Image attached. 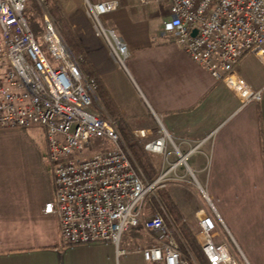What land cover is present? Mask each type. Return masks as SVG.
I'll return each instance as SVG.
<instances>
[{
	"label": "crops",
	"instance_id": "crops-1",
	"mask_svg": "<svg viewBox=\"0 0 264 264\" xmlns=\"http://www.w3.org/2000/svg\"><path fill=\"white\" fill-rule=\"evenodd\" d=\"M116 1L119 6L107 28L127 47L125 69L113 61L101 37L85 34L78 40L88 70L134 136L146 133L145 139H138L141 145L163 133L165 152L146 151L153 168L167 172L171 179L167 186L189 187L194 182L205 193L224 226L219 225L216 242L227 244L236 255L234 243L250 264H264L262 62L247 54L235 69L251 89H263L259 102L239 110L234 92L162 34L169 18L168 0ZM72 19L84 29L79 16ZM97 104V112L112 117L99 98ZM175 148L186 156L185 166H174L179 159ZM170 195L176 204H183L174 191ZM52 198L42 131L0 129V264H152L139 251L157 245L159 237L142 227L122 235L118 249L126 254L119 257L110 243H63L56 217L43 213ZM207 204L181 210L183 222L196 226L195 236L199 212L213 214Z\"/></svg>",
	"mask_w": 264,
	"mask_h": 264
},
{
	"label": "built area",
	"instance_id": "built-area-1",
	"mask_svg": "<svg viewBox=\"0 0 264 264\" xmlns=\"http://www.w3.org/2000/svg\"><path fill=\"white\" fill-rule=\"evenodd\" d=\"M168 2L169 18L162 34L234 92L239 110L259 102L263 89H251L235 69L247 54L264 66V0ZM28 3L0 0V129L37 127L42 131L53 187V198L45 203L43 213L56 217L61 240L67 245L110 243L119 257L126 254L118 249L122 235L142 227L159 237L157 245L139 251L146 262L194 264L181 252L176 229L169 230L160 215L146 217L151 197L171 180L167 172L149 181L132 164L116 122L95 110L96 81L84 74V59L67 48L48 14L50 0H34L40 9L38 40L25 17ZM83 5L95 34L105 41L117 66L125 69L127 47L100 22L101 16L118 9V2L83 0ZM137 137L145 139L146 133L138 131ZM93 146L100 150L87 154ZM144 150L164 153V137L146 142ZM175 154L179 159L174 166H185L186 156L176 148ZM208 204L213 214L200 211L197 217L207 264H250L234 243L236 255L227 244L216 242L219 225L224 226Z\"/></svg>",
	"mask_w": 264,
	"mask_h": 264
},
{
	"label": "rangeland",
	"instance_id": "rangeland-1",
	"mask_svg": "<svg viewBox=\"0 0 264 264\" xmlns=\"http://www.w3.org/2000/svg\"><path fill=\"white\" fill-rule=\"evenodd\" d=\"M33 4H34V0H29V7H33ZM52 4H55L56 6H58V8L60 9V12L61 14L63 15V17L65 18V21H66V24L68 26V28L70 29V31L72 32V34L74 35V37L76 38L77 42L80 44L79 42V38H83L86 35H89V36H92L93 38H96V34L93 30V24L91 22V20L86 16V13H85V8H84V5H83V0H50V4H49V7H48V14L50 15V17L52 18V20L54 21L56 27H57V24H56V21H55V18L51 15L50 13V8H51V5ZM38 8V7H37ZM35 12V13H34ZM34 15H35V19H33V15L29 14L26 12L25 14V17L29 22V26L30 28H32V31H33V34H34V37L38 40L39 39V36L41 34V28H40V9L38 8V12L36 10H34ZM38 13V14H37ZM73 16H79L80 17V21L82 22L83 24V27L84 29L81 28V26L76 23L72 18ZM112 17L111 13L110 14H106V15H103L100 17V22L101 24L107 28L110 26V21L109 19ZM58 29V27H57ZM59 31V29H58ZM82 31V32H81ZM60 33V32H59ZM61 35V34H60ZM63 39V38H62ZM65 42V41H64ZM66 44V42H65ZM67 46V44H66ZM81 46V44H80ZM67 48L69 49V47L67 46ZM264 48V47H263ZM70 50V49H69ZM71 51V50H70ZM79 57H82L84 59V56H79ZM85 61V59H84ZM98 99V98H97ZM94 107L98 110L100 109L99 105L97 104L96 101H94ZM112 120H114L113 117H110ZM115 121V120H114ZM116 122V121H115ZM117 124V122H116ZM160 137H164L163 136V133L161 132V135ZM139 139V138H137ZM123 140V139H122ZM139 141V140H138ZM124 143V141H123ZM140 143V141H139ZM141 144V143H140ZM145 144V143H144ZM144 144L143 145V149H144ZM124 147L126 149V151L129 153V157H130V160L132 162V164L138 168L140 170V168L138 167V165L136 164V162L134 161V159L132 158L130 152H129V149L127 148V146L125 145L124 143ZM100 150V147L99 146H93L92 149L87 152V154H91V153H95L97 151ZM145 151V150H144ZM149 161L151 162V156L145 151ZM163 159V158H162ZM165 160V159H164ZM163 160V161H164ZM141 171V170H140ZM156 173L159 172L160 170H156ZM165 170H161L160 171V174L161 173H164ZM141 173L144 175V173L141 171ZM145 177V176H144ZM146 178V177H145ZM160 190L162 191H165L171 198L172 202L174 203V205L176 206L177 210L179 211L180 215L182 216V213H181V210H186V209H190V206L192 205H197V206H202L203 205H206L207 202L203 196V194L200 192L199 190V187L196 185V183L192 182L191 185H189V187H185V186H181V187H172L171 185L170 186H165L164 188H161ZM176 193L183 201V204L182 202L176 204L174 202V200L172 199L170 193L173 192ZM205 194V193H204ZM159 192H157L155 194V197H151V199L149 200V202L147 203L146 205V217H150L154 214H157V215H160L165 223V225L168 227L169 230L171 229H176L177 230V226L172 222L169 214H168V211L166 210V208L164 207L162 201L160 200L159 198ZM206 196V195H205ZM208 205V204H207ZM156 206L159 208V210L156 208ZM166 219V220H165ZM186 224V223H185ZM170 225L171 228L168 226ZM187 225V224H186ZM188 226V225H187ZM189 227V226H188ZM190 228V227H189ZM190 230L195 233L196 232V226L195 225H192V228H190ZM178 232V230H177ZM198 234H199V231H198ZM196 235V240H197V243L199 244L200 246V242L198 240V237L200 235ZM178 239L180 238L179 236V232H178ZM176 235V236H177ZM180 241L183 242L180 238ZM178 242V241H177ZM178 246H179V243H178ZM235 246V245H234ZM180 248V247H179ZM181 250V249H180ZM182 253H184L185 255L189 256V258H191V261L194 263V264H198V262L196 261V259L193 257V255L191 254L190 251L187 250V252H183L181 250Z\"/></svg>",
	"mask_w": 264,
	"mask_h": 264
},
{
	"label": "trees",
	"instance_id": "trees-1",
	"mask_svg": "<svg viewBox=\"0 0 264 264\" xmlns=\"http://www.w3.org/2000/svg\"><path fill=\"white\" fill-rule=\"evenodd\" d=\"M34 10L38 12V8L35 4H33V7L31 8L29 7L27 10V13L33 15V19L36 18L34 15L35 13ZM50 13L55 18V21L59 29V32L61 34V37L66 42L72 54L76 57L82 56L83 53L81 50V46L77 42L76 38L74 37L70 29L68 28L65 18L61 14L58 6H56L55 4H52L50 8ZM82 70L85 75L95 79L96 84H97L96 95L99 98L105 111L110 116H112L114 120L117 122L118 132L121 135V138L123 139L125 145L129 149V152L132 158L134 159V161L136 162L140 170L144 173V176L146 177V179L149 181L154 180L156 178L157 173L155 169L153 168L152 163L149 161L143 149V146L139 143L138 139L131 132L128 124L119 118V114H118L116 106L113 104V102L110 100V98L105 93L104 88L102 84L99 82V80H97L93 76V73H91L88 70V67L85 64V61L82 63ZM157 192H159L158 196L160 200L162 201L164 207L168 211V214L172 222L177 226L179 236L181 240L183 241L181 242L180 238L178 239V235H177L176 238L179 243L180 249L183 252H187V250L190 251L193 257L198 262V264H207L206 258L204 254L202 253L199 244L197 243L195 234L190 230V228L185 224V222H183L182 216L180 215L176 206L172 202L170 196L165 191H162L160 189ZM156 208L159 210L157 206ZM168 226L171 228L170 225Z\"/></svg>",
	"mask_w": 264,
	"mask_h": 264
},
{
	"label": "water",
	"instance_id": "water-1",
	"mask_svg": "<svg viewBox=\"0 0 264 264\" xmlns=\"http://www.w3.org/2000/svg\"><path fill=\"white\" fill-rule=\"evenodd\" d=\"M194 34H195V32L192 35H194Z\"/></svg>",
	"mask_w": 264,
	"mask_h": 264
}]
</instances>
